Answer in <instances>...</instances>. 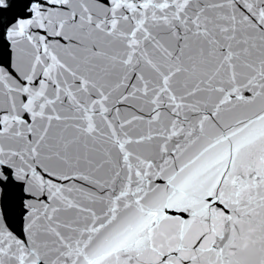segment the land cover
Masks as SVG:
<instances>
[{
    "label": "snow or ice",
    "instance_id": "1",
    "mask_svg": "<svg viewBox=\"0 0 264 264\" xmlns=\"http://www.w3.org/2000/svg\"><path fill=\"white\" fill-rule=\"evenodd\" d=\"M0 264H264V0H0Z\"/></svg>",
    "mask_w": 264,
    "mask_h": 264
}]
</instances>
